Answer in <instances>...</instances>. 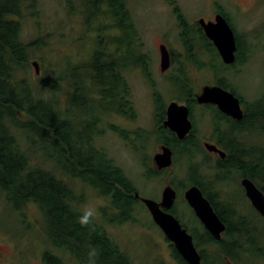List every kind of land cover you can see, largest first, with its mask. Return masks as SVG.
I'll return each mask as SVG.
<instances>
[{
    "label": "trees",
    "instance_id": "1",
    "mask_svg": "<svg viewBox=\"0 0 264 264\" xmlns=\"http://www.w3.org/2000/svg\"><path fill=\"white\" fill-rule=\"evenodd\" d=\"M36 1L0 0V185L12 191V211L24 213L29 205L37 207L38 226L49 242L45 263L67 264L63 261L61 253L66 250L77 257L80 264H86L89 246L94 245L101 251L98 264H134L130 255L97 220L95 231L81 227L77 222L80 210L69 204L68 187L59 178L62 166L77 168L80 165L82 168H89L98 180L114 193V205L125 203L123 218L109 219V223L137 221L135 215L138 201L132 194L138 191V186L114 161L111 162L112 172L108 176L100 173L101 170L95 162H85V159L80 157L82 153L76 149L75 142L69 136L63 137L60 114L63 62L67 65L65 75L69 87L78 84L81 87L104 89L107 80L104 58L108 39L105 35V20L112 10L115 15L120 14L125 21L126 14L121 8L120 0H65L70 24L77 27L74 41L82 44V48L76 50V55L81 56V61L75 62L74 56L62 52V41L68 38L66 34H59L62 31V23L58 26V36L53 42L42 38L29 43L22 41V24L18 19L22 17L24 10L31 8L30 10L35 11ZM36 15L39 16L38 12H34L33 17ZM128 21L132 47L131 35L134 36L135 32L130 12ZM200 31L198 44L202 50L205 48L209 52L211 60L209 63L196 60L199 68L206 69L214 64L213 76L218 85L237 94L235 87L229 82L227 68L221 61L215 45ZM71 33L72 30L70 36ZM11 36L12 98L9 75ZM242 38V35H236L239 46H244L245 40ZM44 48L49 52L56 51L57 61H51L54 56L52 53L50 57L39 56L44 68L43 74H37L33 67L35 74L31 76L30 52L44 53ZM87 51L89 57L84 59ZM188 53L190 54V50ZM129 54L132 55L133 50L129 51ZM237 61L240 66L247 62L240 53ZM182 65L175 77L176 86L188 89L194 87L187 64ZM53 66H56V69L50 74L45 73ZM78 71L84 72L82 75L87 74L90 82L88 86L85 84V78H82L81 82L73 80L74 73ZM239 73L240 71H237L235 75ZM99 95L105 96L104 91L99 92ZM239 97L244 107V118L241 121L232 123L229 118L219 113V119L226 123V130L230 129L234 135L230 139L226 138V135L220 138L218 144L223 148L226 157L224 160L218 159L216 172L209 171L213 162L198 137L186 142H172L175 163L181 162L183 166L184 179L180 184L189 181V184L198 186L209 197L214 210L226 225V231L218 241L197 218L195 219L201 229L193 228L183 218H177L193 235L195 245L202 255V264H231V261L235 264H251L256 262L255 258L264 255V246H261L255 237V233L264 231V217L251 207V215L255 218H234L243 215L236 210L237 206L229 203L234 201H214L209 189H206L210 183L222 187L232 182L238 183L241 177H246L264 192V93L252 102ZM32 157L43 158V161L34 164ZM50 161L54 165L49 167L47 162ZM118 183L123 184L127 193L122 197L123 200V191L116 186ZM230 216L232 217L229 218ZM170 247L179 264H187L172 244Z\"/></svg>",
    "mask_w": 264,
    "mask_h": 264
},
{
    "label": "flooded vegetation",
    "instance_id": "2",
    "mask_svg": "<svg viewBox=\"0 0 264 264\" xmlns=\"http://www.w3.org/2000/svg\"><path fill=\"white\" fill-rule=\"evenodd\" d=\"M110 1L114 2L113 0ZM162 1L167 8L166 14H168V16L161 28L157 25V28L149 29L140 23L132 11L130 4L131 0H120L121 8L126 14V21L122 20L120 14L119 16L115 15L113 10L110 16L106 18L105 35L108 39L104 61L107 80L104 89L88 86L90 83L89 78L86 73L82 75L84 72L81 71L74 73L75 77L73 80L81 82V79L85 78V84H87L88 87H81L78 84L69 87L67 85L69 82H67L65 75L67 65L65 61L63 62L62 91L60 95V114L64 131L63 137L69 136L72 141L75 142L76 149L81 151L82 154L80 157L84 158L85 162H95L96 166L101 170L100 173H104L106 176L112 172V161L115 162L117 167L124 170L117 162L116 154L113 152L111 146L113 141L119 145V149L122 150L123 153L131 151L138 155L140 167L142 169L141 177L144 180L143 186L146 187L150 183V180H158L159 182V186L154 188L152 192L143 191L147 193L144 194L138 188V191H134L132 194L138 201L139 209H141L139 210L141 215L138 218H151L152 220V215L148 207L140 198L136 197L137 193L141 198H148L157 203H161L165 188L171 186L176 191L177 198L170 209L162 208V210L174 215L175 218L198 219L194 210L185 199L186 191L190 187L196 185L189 184V181H186L183 185L180 184V181H182L184 177L178 178L176 174L175 154L172 148V142L176 140L186 142L189 139L193 140L198 137L203 145L211 143L223 151V148L218 144L220 138L226 135V138L228 137L230 139L234 133H231L229 131L230 129L226 130V123L219 119V113L229 118L232 123L237 121L221 112L216 105L198 103V96L201 94L202 87L204 86H195L196 82H199V79H197V81L195 80V75L198 72L204 71H209L214 74L215 70L214 64L206 69H200L199 63L196 61L209 63L211 60L209 52L205 48L202 50L201 46L198 44L199 30H201L200 32L205 36L206 34L198 23L200 19L196 22H191L187 19L178 0ZM64 2L67 10L66 1L64 0ZM236 3V0L229 1L230 5H236L239 8L241 5ZM212 4L213 17L211 19H203H205L206 22L215 21L216 16L221 14L231 24V18L223 6L218 2H213ZM129 12L135 32L134 36L131 35L132 47H130V31L128 27ZM197 24L199 27H197ZM63 25H65L64 21L62 22V31L66 27V25L65 27H63ZM71 27V36L70 32L67 34L69 42L67 45L64 43L65 39H63L62 42L63 47L70 46L72 51L73 49L76 50L75 45L79 41H74L73 38L76 34L77 27L75 25ZM193 41L195 43H193ZM152 43L154 44V48L151 47ZM251 45L252 44L249 46L247 41H244V46H239L237 42L236 61L232 64H225L215 47L221 61L227 68L226 71L232 76H234L237 71H240V65L237 63L239 53L242 58L247 60L246 63L250 61L254 54L253 48H251L254 46ZM162 47L167 49L170 58L169 68L165 71H163L161 67ZM132 50L133 54L130 55L129 51ZM189 50L190 54L188 53ZM62 52L65 54L63 48ZM80 53H82V51ZM75 55L76 53L72 52L71 56L75 57V62L81 61L80 54ZM88 57L89 52L87 51V53L84 54V59H88ZM184 63L187 64L194 80V87L189 89L179 88L175 84V77ZM10 67V93L12 98V36L10 39ZM133 78H137L142 83L146 95H142L141 97L145 102L136 96L131 84ZM230 80L229 78V82ZM208 85H218V81L214 79V83ZM226 90L232 92L230 89ZM101 91H104L105 96L99 95ZM232 93L235 94L234 92ZM235 95L237 96V94ZM172 103L186 106L189 110V119L192 123V128L184 139H179L178 135L165 125L168 118V108ZM140 105H145V110H141ZM203 119H207V121ZM204 122L206 128H204ZM75 140H78V142ZM164 147H168L172 150L173 165L171 168L160 169L156 165L154 157L161 153ZM205 150L213 162L211 166L212 169L209 171L212 173L216 172L218 170L216 165L218 159L221 157L217 152H210L206 148ZM59 178L68 187V202L72 206L81 210L85 201L93 200V203H97L95 206L98 210L96 220L101 223L106 230L107 226L111 225L109 219L123 218L125 214V203L119 202L118 205H114V193L103 182L99 181L89 168H82L80 165H78L77 168H74V166L69 168L62 166L59 170ZM244 178L246 177H241L240 183L238 184V187L242 191L241 196L235 195V189L237 187H234L232 183L229 185H222L221 187L209 182L210 184L206 186V189H209L210 196L214 201H234L233 203H229L237 206L236 210L243 214H241V217L235 216L234 218H255L251 215V207H253V205L247 197L246 190L241 184ZM212 180L213 176L211 177V181ZM2 186L0 185V205L11 208L12 211V191ZM116 186L120 191H123L121 198L125 197L127 193L124 190L123 184L118 183ZM202 193L204 197L210 201L209 197H207L203 191ZM123 199L124 198H122V200ZM18 214L25 215V212L23 213L20 211ZM135 217L137 218V215H135ZM231 217L232 216L229 218ZM31 220L33 221V219L30 218L28 221H25V223L27 225L28 223L32 225ZM15 231L16 229L12 230V226L10 229H6L0 222V262L8 259L10 264H12V237ZM41 233L45 238V233L42 232V230ZM45 240L43 264H47L45 263V257L49 245L48 238H45ZM61 253L65 263L80 264L78 261L79 259L73 254L68 253L66 250L61 251Z\"/></svg>",
    "mask_w": 264,
    "mask_h": 264
},
{
    "label": "rangeland",
    "instance_id": "3",
    "mask_svg": "<svg viewBox=\"0 0 264 264\" xmlns=\"http://www.w3.org/2000/svg\"><path fill=\"white\" fill-rule=\"evenodd\" d=\"M230 0H178L181 8L187 19L191 22H196L201 18L211 19L213 17V2L220 3L225 11L231 18L232 27L237 36H243L250 46L252 44L253 56L250 61L244 66H240V73L232 76L228 73L231 79L230 83L233 85L237 95L241 96L245 101L252 102L264 93V0H236V4H240L239 8L236 5H230ZM233 1V0H232ZM235 2V1H234ZM233 3V2H232ZM132 11L135 17L144 26L150 28H161L167 20L168 14L162 0H131ZM235 4V3H233ZM29 5V4H28ZM31 8L24 10L22 17L18 20L22 24L21 37L24 43L35 41L37 38L53 42L58 36V26L64 21L65 29L60 31V35L68 34L72 29L70 24V16L65 8L64 0H37L35 11ZM34 12H38L39 16L33 17ZM162 25V26H161ZM72 34V33H71ZM49 36V37H48ZM148 37V36H147ZM69 39L66 38L64 43H68ZM251 45V46H252ZM154 48V44H151ZM76 50L82 48L81 43H76ZM66 55L71 56L72 52L70 46L63 47ZM44 48V53L32 51L30 52V75L35 74L32 63L40 61L38 58L44 55L50 57L54 56L51 61H57L56 51H47ZM52 53V54H51ZM47 64V63H46ZM56 66L49 68L45 73H51ZM44 71L41 62L40 74ZM35 77V76H34ZM38 77V76H36ZM198 77V78H197ZM195 86L202 87L214 83V76L211 72H198L195 75ZM136 96L142 99V95H146L143 90L142 83L136 78L131 82ZM162 85V84H161ZM141 110H145V105H140ZM207 121V119H203ZM204 128H206L204 122ZM113 152L116 154L117 162L124 168L127 175L143 192H152L154 188L159 186L158 180H150L149 184L144 187V180L141 177L140 160L137 154L128 151L123 153L119 149V145L111 143ZM149 151V150H148ZM34 164L43 161V158H31ZM48 166H53L54 163L47 162ZM182 163H175V170L178 178L183 177ZM232 184L235 189V195L241 196L242 191L238 187L240 181ZM143 192L144 194H147ZM93 200L85 201L84 206L94 205ZM141 209H137V221L126 222L123 224H111L107 226L109 234L116 240V242L124 249L133 260L134 264H179L178 260L173 257V251L170 247V242L165 238L163 232L153 224L151 218H138ZM12 212V213H11ZM30 218V225L25 223ZM38 209L35 205H29L25 210V215L18 214L16 211H11L8 207L0 205V222L6 229H16L12 237V264H43V250L45 245V238L41 234V228L38 226ZM193 228L201 229L199 222L195 218H183ZM26 225V226H25ZM257 241L264 246V231L262 233H255ZM8 249V247H7ZM58 253V252H57ZM264 253V249H263ZM248 261L252 262L248 258ZM255 263L251 264H264V255L260 258H255ZM0 264H10L7 260L0 262ZM231 264L235 262L231 261ZM244 264H250L244 263Z\"/></svg>",
    "mask_w": 264,
    "mask_h": 264
},
{
    "label": "water",
    "instance_id": "4",
    "mask_svg": "<svg viewBox=\"0 0 264 264\" xmlns=\"http://www.w3.org/2000/svg\"><path fill=\"white\" fill-rule=\"evenodd\" d=\"M198 23L217 48L223 62L225 64L234 63L236 61L237 39L235 30L229 21L223 15L218 14L215 21L206 22L202 18ZM32 65L39 74V62L34 61ZM169 65L168 51L165 47H162V70H167ZM198 103L216 105L221 112L236 121H241L244 118V109L240 98L218 85H205L202 87V92L198 96ZM165 125L174 131L179 139H184L192 128L188 108L178 103H172L168 108V118ZM204 146L210 152H217L222 159L226 157V153L218 149L216 145L206 143ZM154 161L160 169L171 168L173 165L172 150L164 147L162 152L154 157ZM241 184L255 210L264 217V192L249 178H244ZM136 197L145 203L152 215L153 222L163 232L166 239L171 242L184 261L187 264H202V255L195 245L193 235L183 227L174 215L162 210V208L170 209L174 205L177 198L174 188L171 186L165 188L161 203H157L152 199L141 198L138 193ZM185 199L194 210L201 224L216 240H221L226 231V225L214 210L211 202L204 197L201 189L198 186L190 187L185 193Z\"/></svg>",
    "mask_w": 264,
    "mask_h": 264
},
{
    "label": "clouds",
    "instance_id": "5",
    "mask_svg": "<svg viewBox=\"0 0 264 264\" xmlns=\"http://www.w3.org/2000/svg\"><path fill=\"white\" fill-rule=\"evenodd\" d=\"M98 210L94 205H86L80 210L77 222L81 227L88 228L90 231H95L96 218ZM101 251L98 247L90 245L87 253L86 264H98Z\"/></svg>",
    "mask_w": 264,
    "mask_h": 264
}]
</instances>
